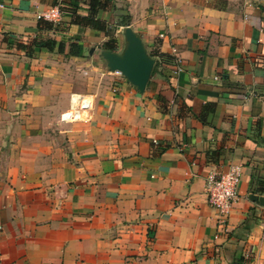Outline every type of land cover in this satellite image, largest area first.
I'll list each match as a JSON object with an SVG mask.
<instances>
[{
  "label": "crops",
  "instance_id": "1",
  "mask_svg": "<svg viewBox=\"0 0 264 264\" xmlns=\"http://www.w3.org/2000/svg\"><path fill=\"white\" fill-rule=\"evenodd\" d=\"M86 2L0 0V264H264V0H112L109 36L67 25ZM125 27L141 92L98 60ZM71 93L88 121L59 122ZM231 165L219 220L204 180Z\"/></svg>",
  "mask_w": 264,
  "mask_h": 264
},
{
  "label": "built area",
  "instance_id": "2",
  "mask_svg": "<svg viewBox=\"0 0 264 264\" xmlns=\"http://www.w3.org/2000/svg\"><path fill=\"white\" fill-rule=\"evenodd\" d=\"M39 18L55 23L58 21L59 13L57 8H51L49 11L41 14ZM174 61L179 63L178 58H175ZM91 99V94H69L68 108L59 115V122L88 121L89 111L91 109ZM239 176L240 173L238 167L231 165L228 166L224 173L219 174L218 176L209 174L205 177L204 193L206 202L216 211L219 220L223 219L228 214L232 203L237 197L236 187L239 182Z\"/></svg>",
  "mask_w": 264,
  "mask_h": 264
},
{
  "label": "water",
  "instance_id": "3",
  "mask_svg": "<svg viewBox=\"0 0 264 264\" xmlns=\"http://www.w3.org/2000/svg\"><path fill=\"white\" fill-rule=\"evenodd\" d=\"M122 36L125 41L123 51L119 55L104 51L101 53V58L109 71L119 73L141 92L148 79L152 61L146 57L139 38L129 28L123 29ZM88 53L91 54V50ZM248 198L254 201L260 200L253 196Z\"/></svg>",
  "mask_w": 264,
  "mask_h": 264
},
{
  "label": "trees",
  "instance_id": "4",
  "mask_svg": "<svg viewBox=\"0 0 264 264\" xmlns=\"http://www.w3.org/2000/svg\"><path fill=\"white\" fill-rule=\"evenodd\" d=\"M112 0H87L86 2V15L79 16V15H71L69 17V21L67 25H76L79 27L89 28L96 32L102 33L104 36H109L112 30L108 29L106 24L98 18V13L111 10L112 9ZM54 24L50 21H45L42 18L37 19V29L38 30H52V31H63L67 25L61 24ZM120 27L125 26V21L121 20L119 24ZM62 29H60V28ZM34 44L37 45L39 49H43L45 51H49L52 49L54 45H56V52L61 53L63 49V42H58L55 44L54 40H38L34 41ZM115 47L114 39H108L106 42L102 43L101 48L107 51H112ZM79 52V47L75 43L68 44L67 56H76Z\"/></svg>",
  "mask_w": 264,
  "mask_h": 264
},
{
  "label": "rangeland",
  "instance_id": "5",
  "mask_svg": "<svg viewBox=\"0 0 264 264\" xmlns=\"http://www.w3.org/2000/svg\"><path fill=\"white\" fill-rule=\"evenodd\" d=\"M110 35H111V34H110ZM121 49H122L121 46H118V47L115 46V47L113 48L112 52H113V53H120ZM98 57H99V56H98ZM98 60H100L102 63L104 62V60L101 58V56H100V58H99Z\"/></svg>",
  "mask_w": 264,
  "mask_h": 264
}]
</instances>
